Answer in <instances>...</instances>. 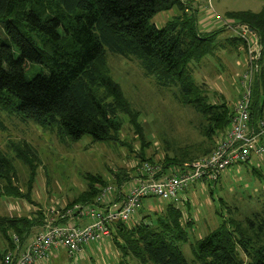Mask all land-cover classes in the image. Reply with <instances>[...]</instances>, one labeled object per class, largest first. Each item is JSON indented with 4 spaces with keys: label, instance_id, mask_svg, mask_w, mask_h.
Segmentation results:
<instances>
[{
    "label": "trees",
    "instance_id": "16d2710c",
    "mask_svg": "<svg viewBox=\"0 0 264 264\" xmlns=\"http://www.w3.org/2000/svg\"><path fill=\"white\" fill-rule=\"evenodd\" d=\"M174 7L181 12L174 20L162 26L151 22L157 13ZM188 9L182 0H0V24L6 35L0 40V115L17 114L55 129L73 142L83 135H90L94 141L111 140L121 130L117 112H124L138 127L135 119L139 113L132 110L120 84L107 72L106 54L110 52L139 60L144 75L153 77L158 87H176L180 102L201 113L210 123L209 132L220 137L229 124L232 107L226 102L208 103L189 65L212 51L213 37L221 30L199 36L194 14ZM233 14L258 33L263 46L251 94L250 121L255 125L264 116V5L257 12ZM226 42L234 48L245 46L239 37L229 36ZM16 153L28 165L33 179L36 151L25 144ZM138 157L137 162L152 160ZM11 162L0 151V179L7 182L3 193L21 196L12 188ZM135 170L130 165L128 173L114 176L128 180ZM221 177L213 184L221 182ZM107 185L97 191L90 186L76 199L57 207L63 210L77 203H92ZM186 204L188 212L194 209L192 202ZM179 207L168 204L154 221L142 218L132 226L128 221L117 222L110 229V240L125 255L131 253L150 264H243L241 251L249 256V264H264V247L254 250L248 239H242L245 234L228 221L190 243L186 252L187 228L192 221L182 223L183 209ZM44 218L41 209L31 216L0 215V237L4 239L0 242V261L14 247L13 234L26 240L43 225Z\"/></svg>",
    "mask_w": 264,
    "mask_h": 264
},
{
    "label": "rangeland",
    "instance_id": "374dc122",
    "mask_svg": "<svg viewBox=\"0 0 264 264\" xmlns=\"http://www.w3.org/2000/svg\"><path fill=\"white\" fill-rule=\"evenodd\" d=\"M211 3L209 9L204 0H191L187 5L194 14L199 36L210 35L211 31H215L214 22L217 23V30L221 31L216 41L221 48L214 46L199 63H191L189 67L194 82L200 87L201 96L208 97V103L218 105L226 102L231 106L241 91L239 82L242 72L246 71L249 57L252 58L254 53L257 63L263 46L261 43L249 46L243 38V48L230 47L225 39L234 36L230 35L228 26L220 23L219 18H228V21L240 24L242 22L236 19L233 12H257L264 5V0H212ZM193 8L198 10L195 12ZM177 15L181 13L176 8L165 10L157 13L151 22L162 26ZM257 36L260 42L258 33ZM5 39L0 24V40ZM106 68L120 84L132 110L139 113L135 119L138 127L124 112H117L121 130L111 140L94 141L90 135H83L73 142L53 128L24 120L14 113H1L0 151L12 161L14 170L9 173V177L12 188L21 194L5 195L3 192L7 182L0 179L1 216H31L39 209L45 212L48 206L69 203L91 187L95 186L97 191L107 182L114 186L115 173H128L130 165L138 161V156L152 159L166 171V168L185 161V158L189 160L211 150L218 135L209 132L210 123L201 113L191 105L180 102L176 87L172 86L168 90L158 87L153 77L144 75L140 61L132 56L107 52ZM99 94L104 96L101 90ZM25 144L31 146L38 155L35 175L31 180L28 165L16 153L17 148L22 149ZM251 161L227 169L221 182H198L183 193H187L194 208L188 212L186 203L179 204V208L183 209L182 223L192 221L187 228L189 243L184 244L186 252H189L190 243L220 226L222 221H228L229 225L232 222L234 229L238 227L245 234L242 239H248L254 250L264 247V156ZM128 187L126 185L124 189L128 190ZM151 200L149 206H144L143 202L127 225L140 222V214L146 215L143 218L145 220L153 218L152 221L163 215L160 214L166 201L157 198ZM185 200V197L181 198V201ZM250 222L252 225H249ZM36 232L38 229L34 230ZM110 238L89 243L84 255L69 257L66 249L60 248L57 257L47 261V264H150L131 253L125 255L112 239L111 243ZM0 242L4 243L2 237ZM239 256L243 264H249V256L242 251Z\"/></svg>",
    "mask_w": 264,
    "mask_h": 264
},
{
    "label": "built area",
    "instance_id": "2783aa9c",
    "mask_svg": "<svg viewBox=\"0 0 264 264\" xmlns=\"http://www.w3.org/2000/svg\"><path fill=\"white\" fill-rule=\"evenodd\" d=\"M204 1L207 9L211 8L212 0ZM223 19L219 18L220 23L228 26L232 36L244 38L249 46L260 43L257 33L247 24H234L228 18ZM252 54L246 71L241 74V91L231 105L229 124L207 155L177 164L167 173L156 162H137L139 164L132 165L136 170L128 179L126 193L116 192V187L109 184L101 189L92 203H77L64 211L54 205L47 207L38 232H32L24 241L17 234L12 235L14 247L4 253L0 264H45L53 251L60 248L66 249L73 257L89 243L109 237L115 223L129 221L145 199L157 198L176 206L183 205L185 201H181V193L190 186L198 182L214 183L227 169L263 157L264 116L255 125L250 121L253 77L258 67ZM116 194L120 196L119 201L113 200Z\"/></svg>",
    "mask_w": 264,
    "mask_h": 264
},
{
    "label": "crops",
    "instance_id": "0c3cea01",
    "mask_svg": "<svg viewBox=\"0 0 264 264\" xmlns=\"http://www.w3.org/2000/svg\"><path fill=\"white\" fill-rule=\"evenodd\" d=\"M183 1V3H185L186 4V8H188V5H187V3H189L191 0H182ZM175 8V7H174ZM173 9V8H172ZM177 9V8H176ZM189 10V9H188ZM198 9H194L193 8V11H197ZM177 11L178 12H180L178 9H177ZM181 13V12H180ZM200 14H201V12H200ZM214 22V21H213ZM166 22H164V24H165ZM216 25H217V23L216 22H214ZM216 25H214L213 26V30H215V31H211L212 33L213 32H216L217 31V27H216ZM211 33V34H212ZM231 35V34H230ZM217 36H218V33L217 34H215V37H213V42H212V44H213V47L214 46H219L220 44H218L217 43V41H216V38H217ZM231 37V36H230ZM225 40H227V38L225 39ZM220 48H221V46H219ZM231 47V46H230ZM219 50H221V49H218L217 51H219ZM227 50V49H226ZM228 51V50H227ZM214 54V53H213ZM199 63V62H198ZM194 65H195V63H194ZM155 84H156V82H155ZM157 85V84H156ZM137 162V161H136ZM183 163H185V162H181L180 163V165L181 164H183ZM187 163V162H186ZM177 164H179V163H177ZM177 164H174L173 166H171V167H168V168H166V173L170 170V169H172L175 165H177ZM128 180H123L122 178L119 180V179H116L115 178V184H114V187H116V192H118V191H120V192H122V193H126V189H124V187H126V185H128ZM187 190H185L184 192H186ZM184 192H182L181 193V198H184L185 197V203L186 202H188V201H190V198H189V196H187V193H185L184 195H183V193ZM189 199V200H188ZM113 200H115V201H119L120 200V196H118L117 194L115 195V197L113 198ZM145 201V202H144ZM143 202H144V206L146 205V204H148V206H149V203H152V200L151 199H145ZM168 204L169 203H165V205H164V208H165V206H168ZM143 206V207H144ZM142 207V208H143ZM150 208V207H149ZM164 210V209H163ZM139 212H141V211H139ZM146 216V215H145ZM145 216H143L142 214H140V217L139 218H144ZM138 218V219H139ZM86 221H88V220H86ZM84 222V221H83ZM35 229H40V227H38V228H35ZM34 229V230H35ZM34 230H33V232H34ZM88 246H90V245H88ZM94 247V246H93ZM92 248V247H91ZM99 247H97V249H98ZM86 249V248H85ZM85 249L82 251V252H79V253H76L75 255H77V254H85ZM68 254V253H67ZM57 255H58V250H54L53 251V254H52V256H51V258L50 259H54L55 257H57ZM69 256V255H68ZM70 257V256H69ZM74 257V256H73ZM49 259V260H50ZM48 260V261H49ZM37 264H43L42 262H40V263H37ZM45 264H47V262L45 263Z\"/></svg>",
    "mask_w": 264,
    "mask_h": 264
}]
</instances>
